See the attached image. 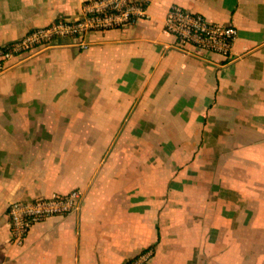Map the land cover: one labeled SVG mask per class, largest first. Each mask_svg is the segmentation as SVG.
<instances>
[{
	"label": "crops",
	"instance_id": "0c3cea01",
	"mask_svg": "<svg viewBox=\"0 0 264 264\" xmlns=\"http://www.w3.org/2000/svg\"><path fill=\"white\" fill-rule=\"evenodd\" d=\"M87 0H0V47ZM146 18L0 70V264H264V0H144ZM178 5L237 35L232 62L172 48ZM79 190L12 243L6 208Z\"/></svg>",
	"mask_w": 264,
	"mask_h": 264
},
{
	"label": "built area",
	"instance_id": "2783aa9c",
	"mask_svg": "<svg viewBox=\"0 0 264 264\" xmlns=\"http://www.w3.org/2000/svg\"><path fill=\"white\" fill-rule=\"evenodd\" d=\"M146 18L144 0H87L77 20L69 22L58 19L49 26L35 28L21 39L0 47V70L5 62L20 58L32 51L55 44L61 39L75 42L80 50H86V34L108 30L126 29ZM162 32L174 38L172 48L182 53L192 49L213 53L223 61L232 62V48L236 29L230 25L210 22L198 13L178 5H171L164 17ZM82 193L72 190L64 195L38 198L32 201H12L6 208L12 243L22 245L31 228L50 217L66 216L79 209ZM153 255L148 249L128 264H147Z\"/></svg>",
	"mask_w": 264,
	"mask_h": 264
}]
</instances>
